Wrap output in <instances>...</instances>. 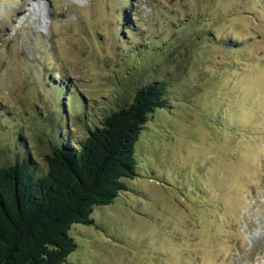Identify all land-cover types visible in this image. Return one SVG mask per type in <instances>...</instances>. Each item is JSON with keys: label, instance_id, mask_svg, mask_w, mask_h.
<instances>
[{"label": "rangeland", "instance_id": "1", "mask_svg": "<svg viewBox=\"0 0 264 264\" xmlns=\"http://www.w3.org/2000/svg\"><path fill=\"white\" fill-rule=\"evenodd\" d=\"M151 82L173 109L65 264H264V0H0V168Z\"/></svg>", "mask_w": 264, "mask_h": 264}, {"label": "trees", "instance_id": "2", "mask_svg": "<svg viewBox=\"0 0 264 264\" xmlns=\"http://www.w3.org/2000/svg\"><path fill=\"white\" fill-rule=\"evenodd\" d=\"M172 109L164 84L148 83L130 104L98 117V124L87 119L85 140L76 143L57 132L61 140L44 157L45 174L36 172L27 153L1 167L0 264L67 263L77 247L71 228L92 225L95 208L128 191L144 127L158 110Z\"/></svg>", "mask_w": 264, "mask_h": 264}]
</instances>
